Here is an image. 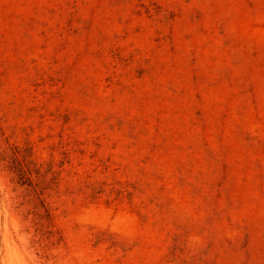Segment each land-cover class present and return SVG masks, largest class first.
<instances>
[{
    "label": "rangeland",
    "instance_id": "obj_1",
    "mask_svg": "<svg viewBox=\"0 0 264 264\" xmlns=\"http://www.w3.org/2000/svg\"><path fill=\"white\" fill-rule=\"evenodd\" d=\"M0 264H264V0H0Z\"/></svg>",
    "mask_w": 264,
    "mask_h": 264
}]
</instances>
